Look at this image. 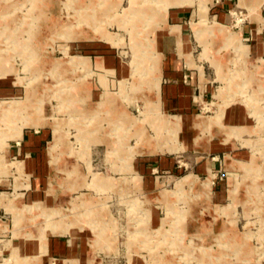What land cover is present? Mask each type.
Returning a JSON list of instances; mask_svg holds the SVG:
<instances>
[{
  "label": "rangeland",
  "instance_id": "1",
  "mask_svg": "<svg viewBox=\"0 0 264 264\" xmlns=\"http://www.w3.org/2000/svg\"><path fill=\"white\" fill-rule=\"evenodd\" d=\"M183 4L207 75L190 118L162 110L156 42ZM240 6L235 24L264 19V3ZM215 8L0 0V264H43L58 238L81 259L53 264H264V54ZM105 55L123 70L101 71Z\"/></svg>",
  "mask_w": 264,
  "mask_h": 264
},
{
  "label": "crops",
  "instance_id": "2",
  "mask_svg": "<svg viewBox=\"0 0 264 264\" xmlns=\"http://www.w3.org/2000/svg\"><path fill=\"white\" fill-rule=\"evenodd\" d=\"M184 5L186 4L178 5L177 7L173 6L169 9L168 15L166 14L165 16V18L167 17L165 22L157 31L156 42L157 48L162 54L160 79L162 110L166 113V115L172 114L190 118V114L197 111L195 108V101L200 97L197 96V85L201 83L203 79L206 81L207 75L204 65H201L199 63L200 61L195 60V56L193 54L194 47L189 33L190 30L193 31L191 23L193 22L192 20L194 18L195 11L191 10L192 6L180 7ZM237 9H241V13L247 11L246 7L240 6V0L223 1L215 8V15L213 18L221 25L225 24L224 26L231 23L233 28L235 27L238 29L237 32H233L237 34L238 38H240V35L243 37V40H247L245 38L246 36L251 37L252 43L248 45L250 47V51L257 54L259 56L258 58H261L264 54V27L262 31L259 30V27L262 22L264 23V19H257L259 22L243 19L240 24H235V22H238L237 18H239ZM172 27L174 29L180 28V32H172ZM226 27L229 28L228 26ZM257 31H259V33ZM189 55L193 56L194 61L198 66L203 67V78L201 77L200 70L198 68L190 66L188 60ZM117 58L118 57L114 55L100 56L97 57L98 61L96 63H101V65L106 69L101 71L111 72L114 74L121 71L123 67ZM227 116L231 118V121L229 122L230 124L237 122L241 124L240 126H244L248 120L246 112L238 107L228 110ZM35 139L34 150L39 151L41 150V142L43 141V138L42 136L35 135ZM18 144L21 145V143ZM28 155L29 154L26 156ZM36 159H38V162L40 161V165H44L46 163L42 154L37 155ZM137 167L139 170L146 168L141 166L140 163H137ZM156 185L157 184L154 183V186ZM46 246L49 248V252L48 255L43 256L45 257V259L42 260L43 264H53L56 260H76L77 262H80L81 258H79L75 253L76 244L74 241L70 242L69 240L66 241L61 238L52 239L50 244ZM37 253L40 254L39 245ZM49 254L51 257H49ZM64 255L68 258L58 259L59 256Z\"/></svg>",
  "mask_w": 264,
  "mask_h": 264
},
{
  "label": "built area",
  "instance_id": "3",
  "mask_svg": "<svg viewBox=\"0 0 264 264\" xmlns=\"http://www.w3.org/2000/svg\"><path fill=\"white\" fill-rule=\"evenodd\" d=\"M224 0H212V7L219 6ZM240 17V16H239ZM242 20V19H241ZM243 21V20H242Z\"/></svg>",
  "mask_w": 264,
  "mask_h": 264
},
{
  "label": "bare ground",
  "instance_id": "4",
  "mask_svg": "<svg viewBox=\"0 0 264 264\" xmlns=\"http://www.w3.org/2000/svg\"><path fill=\"white\" fill-rule=\"evenodd\" d=\"M186 1H182V3H185ZM258 2H264V0H258ZM176 3H179V2H174L173 4H176ZM259 33V31H257Z\"/></svg>",
  "mask_w": 264,
  "mask_h": 264
}]
</instances>
